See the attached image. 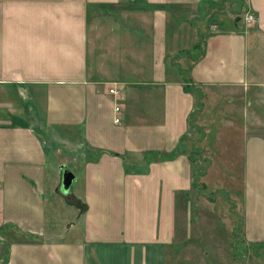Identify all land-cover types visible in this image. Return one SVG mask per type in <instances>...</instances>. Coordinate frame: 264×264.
Returning <instances> with one entry per match:
<instances>
[{
    "label": "crops",
    "instance_id": "crops-1",
    "mask_svg": "<svg viewBox=\"0 0 264 264\" xmlns=\"http://www.w3.org/2000/svg\"><path fill=\"white\" fill-rule=\"evenodd\" d=\"M206 1L220 0H0V236L16 238L0 264H167L169 249L187 244L190 157L148 154L172 152L189 133L196 93L184 88L177 63L192 64L190 77L204 89L203 100L234 89L245 124L264 125V0L247 2L253 25L232 10L214 7L204 15L220 19L205 26L211 35L193 62L191 48L202 31L195 20ZM224 97L226 103L232 98ZM217 128L215 121L204 135L214 160L223 143ZM236 143L240 173L233 170L220 186L214 178L207 184L232 205L240 199L242 241L259 244L264 136L242 129ZM54 152L82 180L73 195L83 229L71 239L52 236L47 220L46 195L59 186L69 195L76 179L63 189V170L71 169L56 161L51 181L47 160ZM236 229L232 221L229 244ZM20 233L39 238L28 241ZM228 257L227 264H264L259 254Z\"/></svg>",
    "mask_w": 264,
    "mask_h": 264
},
{
    "label": "rangeland",
    "instance_id": "rangeland-1",
    "mask_svg": "<svg viewBox=\"0 0 264 264\" xmlns=\"http://www.w3.org/2000/svg\"><path fill=\"white\" fill-rule=\"evenodd\" d=\"M246 1L248 2V0ZM223 5L224 7L219 8L226 9L227 11L232 10L234 15L238 14L243 17L247 12L246 5H242L240 1L239 3L234 2L233 5L229 2H226ZM204 8L203 15L196 17L195 20L199 25L202 24V31L200 30V32L203 33V53L206 39L211 35L209 32L204 33V31H206L205 26H211L212 22L214 23L216 19L218 21L220 19V17H218L219 15L216 13L211 14L213 18H202L204 15H207L214 10V7ZM237 22H239V20ZM215 26L220 25L216 22ZM249 55L251 62L253 55L251 48ZM262 57L264 58V52ZM262 57L258 58L262 60ZM174 59H176V57ZM249 67L251 68V63H249ZM197 89V95H201V92H203L204 89L200 87H197ZM218 91L219 93L214 97V100H212L211 97H208L210 99L205 97L203 100V94L200 98L197 96V101L194 107L195 110L189 121V133L187 134V138L182 142L183 147H185V150L187 149L186 151L190 154L191 159H194L193 162L191 161V168L192 170L193 168L195 169V172L192 171L193 188L190 192L191 220L189 219L187 225L188 237H190V239L184 247L180 248L179 252L177 247L169 249L167 264H184L186 261L191 264H227V258H229L228 252L233 253V251L238 255H249L251 258H253L255 254L264 255V240L255 245L245 244L242 241L241 231L238 230L239 217L236 214L240 211V199H237L232 205L229 199L225 196L224 191H215L207 184L208 182L210 183V178H214L216 181L227 179V181L230 182L233 170L238 172L240 169V156L237 151L236 141L238 134H240L242 129L249 133H258L264 136L263 124H245V120L241 114L243 105L237 103L240 97L238 93L235 94L236 91L234 92V89L225 90V88H222ZM227 95H230L232 98L230 102L226 103L224 102V96ZM217 101L219 104L215 105ZM215 121H217V127L219 129L221 128L220 130L217 128L219 130L220 141L221 139L223 140V143L219 142L221 150H217V160H214L216 153H211L210 147L206 143L207 138L204 137L205 131H209V126L214 124ZM216 138L217 137L215 136V139ZM222 150H227L228 152L224 153ZM65 158L66 157H63V155L59 157L54 152L51 156L49 155L47 160L51 181L55 176L51 171V164H56V161H59L58 165L63 164L61 167L59 166V169L66 168L67 166L76 176V179L71 185L72 190H69V195H67L68 192L63 191L60 186L54 191L55 193L50 192L46 195L48 199L47 220L50 227H53L50 232L52 236L55 235L59 238L64 235L67 239H71L80 236L83 229L82 220L79 218L78 209L76 208L77 200L73 195V191L77 193L78 189L81 187L82 180L80 177V171L76 169L75 165L72 164L74 167L69 164L66 166L64 165V162H66L64 161L66 160ZM235 178L236 181L233 188L238 192L241 187V181L239 176ZM222 184H224V181H220L219 186ZM234 195H238V193H234ZM233 211L236 212L233 213ZM187 215V213L186 216L183 214V221L187 222ZM176 218V223L178 225L179 219L177 216ZM217 220L220 221L222 224L221 226H217ZM232 221L237 229L234 235V244H229L226 237H228ZM218 228L219 231H217ZM176 231L178 236V229ZM1 232L3 233H1L2 236H0V263H3L7 255L9 244L13 240H16V238L12 235H6L4 231ZM177 240L178 237H176V241ZM216 260H218L217 263ZM239 260L241 261L240 257Z\"/></svg>",
    "mask_w": 264,
    "mask_h": 264
},
{
    "label": "trees",
    "instance_id": "trees-1",
    "mask_svg": "<svg viewBox=\"0 0 264 264\" xmlns=\"http://www.w3.org/2000/svg\"><path fill=\"white\" fill-rule=\"evenodd\" d=\"M239 1L242 5H246V8H247V1L246 0H220V1H208V2L206 1L204 4L206 5L205 7L219 8V7H224L223 4L226 2L232 3V5H233L234 2L239 3ZM150 6L155 7V8H163V9H167V10L172 9L174 7V5H172V4H160V5L155 4V5H150ZM202 34L203 33L199 34V37H198L196 44L193 46V48H191V51H194L193 55H195L194 58L192 59L193 62L197 61L201 57V55L203 54V48H202V46H203V35ZM174 58L175 57L170 58V60H169L170 64L174 65L175 63H177ZM177 66L181 69L180 73H181V79H182L184 88L186 90H193L194 89L195 93H196V99L195 100L197 101V96H198V98H200V95H197V93H198L197 86L194 85L193 80L190 77V69L192 67V64L190 63L189 67H187V68H185V67L182 68L181 65H179V63H177ZM201 95H202V92H201ZM196 101H195V103H196ZM186 138H187V134H185L181 143H179L172 152L155 153V152L149 151L148 154H150V156H152V159L153 158L154 159H168V158H173L174 156H176L180 152H186L187 153V151H186L187 149L185 150V147H183V143H182L184 141V139H186ZM188 155L190 156L189 153H188ZM190 160L192 162L194 161V159H191V156H190ZM195 160H197V159H195ZM192 171L195 172V169L193 168ZM21 234L24 237H26V239L28 241H35L39 238V236H37V235L20 233V235ZM251 245H255V244H251Z\"/></svg>",
    "mask_w": 264,
    "mask_h": 264
},
{
    "label": "water",
    "instance_id": "water-1",
    "mask_svg": "<svg viewBox=\"0 0 264 264\" xmlns=\"http://www.w3.org/2000/svg\"><path fill=\"white\" fill-rule=\"evenodd\" d=\"M240 19V16H236L234 19V23H236ZM75 175L69 169H64L62 173V186L63 189L67 190L71 183L73 182Z\"/></svg>",
    "mask_w": 264,
    "mask_h": 264
},
{
    "label": "built area",
    "instance_id": "built-area-1",
    "mask_svg": "<svg viewBox=\"0 0 264 264\" xmlns=\"http://www.w3.org/2000/svg\"><path fill=\"white\" fill-rule=\"evenodd\" d=\"M244 18V22L246 25H253L256 21V17L250 13V12H246L245 15L243 16ZM114 90L113 89H110V92H113ZM115 111L118 110L119 108L116 106L115 108ZM115 121H118V118H115Z\"/></svg>",
    "mask_w": 264,
    "mask_h": 264
}]
</instances>
